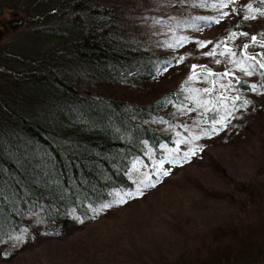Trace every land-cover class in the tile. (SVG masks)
<instances>
[{
  "label": "trees",
  "instance_id": "1",
  "mask_svg": "<svg viewBox=\"0 0 264 264\" xmlns=\"http://www.w3.org/2000/svg\"><path fill=\"white\" fill-rule=\"evenodd\" d=\"M247 2L0 0V12L5 6L13 18L25 17L22 31L0 42V245L22 234L34 213L53 238L71 235L72 224L84 228L102 205L113 202L114 193L133 189L134 161L148 162L150 153L159 157L164 146L173 145L183 121L179 107L187 101V82L195 71L214 87L208 97L214 126L231 115L229 127L217 134L204 123L196 131L219 139L221 147L230 131L257 135L260 151L249 152L256 174L246 182L230 177L236 192L222 193L232 205L227 218L194 233L176 221L179 235L185 233L183 246L160 264L264 263V69L249 59L256 57L252 52L264 59V16ZM255 7L264 10V3L257 0ZM223 12L228 13L223 18L227 37L248 35L235 36L237 46H222L248 69L209 59L190 62L179 70L176 84H163L179 60L171 34L186 39L198 15L217 20ZM248 13L256 18L245 20ZM163 22L167 27L161 29ZM14 28L3 23L0 37ZM196 120L188 123L198 125ZM97 248L83 242L73 264L79 259L118 264L112 246L102 256H96ZM133 248L128 253L137 264H150L145 248Z\"/></svg>",
  "mask_w": 264,
  "mask_h": 264
},
{
  "label": "rangeland",
  "instance_id": "2",
  "mask_svg": "<svg viewBox=\"0 0 264 264\" xmlns=\"http://www.w3.org/2000/svg\"><path fill=\"white\" fill-rule=\"evenodd\" d=\"M256 1L248 0L247 4L256 9ZM1 10L0 25H8L14 20L13 11L5 6ZM250 15L243 14L242 17ZM223 18L224 15H221V20H216L208 13L201 14L195 18V24L187 30L188 38L184 39L177 33L171 34V43L176 44L171 50L179 60L165 73L163 82L161 81L163 84H176L179 70L190 62L205 64L209 59L216 65L226 63L237 66L238 63L232 59L231 52L222 44L237 46L239 39L226 36ZM16 19L25 21V17L18 16ZM165 22L160 23L161 29L167 27ZM22 25L12 29L14 32L10 31L0 37V42L12 40L14 33L19 34L22 31ZM202 44L204 46H201ZM213 51L214 55L206 54ZM252 54L260 61L258 53ZM241 67L248 69L246 66ZM215 78L218 82L223 79L221 75ZM187 84L191 85V92L185 104L179 107V117L183 121L174 132L173 145L164 146V152L159 157L150 153L148 162L138 158L130 169L133 189L120 194L131 192L132 198L125 195L126 203L114 204L107 209L100 207L94 222L88 223L82 229L78 224H72L73 233L66 237L53 238L43 230L45 223L42 216L31 214L26 218L27 226L22 234L18 235L21 238L19 242L10 239L0 245V264H73L75 249L83 242L92 250L98 247L96 256L109 253L112 246L118 264H137V259L131 257L128 252L134 250V245H138L147 250L146 258L150 264H158L159 261L160 264L166 256L183 246L181 237H185V233L183 236L179 235L175 229L176 221L186 227L188 232L194 233L207 224L227 218L232 205L222 193L236 192L232 179L243 182L253 179L257 167L249 152L256 156L261 145L257 135H247L245 130L230 131L228 139L224 142L226 146L223 147L219 139H211L207 133L196 131L198 126L204 123L210 126L209 131L213 130L212 132L217 134L218 130L229 127L230 121H227V117L231 115L220 118L218 122L223 123L216 128L215 118L210 119L211 116H208L211 108L208 97L214 87L206 84L202 76L188 79ZM205 89L208 91H204ZM242 112L249 115V110L244 109ZM195 114L198 117V125L188 123L192 117L196 120ZM192 149H196L194 154L187 156ZM160 161H163L162 168ZM164 171L169 174L163 175ZM138 189L143 195L136 194ZM15 237L17 236L13 238ZM77 264L87 263L84 259H79Z\"/></svg>",
  "mask_w": 264,
  "mask_h": 264
},
{
  "label": "snow or ice",
  "instance_id": "3",
  "mask_svg": "<svg viewBox=\"0 0 264 264\" xmlns=\"http://www.w3.org/2000/svg\"><path fill=\"white\" fill-rule=\"evenodd\" d=\"M261 3H264V0H261ZM221 6H226V5H221ZM248 7L251 9V5H249ZM251 10H252L253 13H256V14H259V15L264 16V10H261L260 8L251 9ZM222 15H228V13H222ZM244 18H245V19H255V18H256V15L253 14V15H250V16H246V17H244ZM216 22L218 23L219 21H216ZM237 35H245V36H247L248 33H235V32H233V33L231 34L232 37H235V36H237ZM251 39H252V42H253V43H257V42H258L256 36H253ZM261 43H264V42H261ZM201 46H204V45L202 44ZM244 48L247 49V48H248V45H244ZM227 51H228V52H231V49H227ZM206 54H207V55H214L215 52L213 51V52H209V53H206ZM233 55H235V53H233ZM249 59H251V60H256V57H255V56H250ZM258 63H259V67H260L261 69H264V62H258ZM192 67H193V69H195L197 66H196V65H193ZM248 74L250 75L251 73L249 72ZM196 75H197V74H196V72L194 71V72H193V75H192V77H190V79L196 77ZM222 75H228V73H224V74H222ZM253 90H255V87H254V86H253ZM204 91H208V89H205ZM235 99L240 100L241 97L237 96V97H235ZM244 103L247 104L248 101H244ZM242 106H243V105H242ZM220 123H223V121H220ZM198 138H199V137H197V139H198ZM195 151H196V149H192V150H191L189 153H187L186 155H187V156H190V155L194 154ZM160 166H161V168L163 167V161H160ZM168 174H169L168 171H164V172H163V175H165V176H167ZM146 186H154V185H146ZM136 194H137V195H143V192H142L140 189H138ZM125 195H126L128 198H132V197H133V194H132L131 192H128V193H126ZM125 195H122V194H120L119 192L114 193V200H113V203H110V204H104L102 207H103L104 209H107V208L112 207L114 204H123V203H126L127 200L125 199ZM81 222H82V221H81ZM9 239H14L16 242H19V240H20L21 238H20L19 236H17V237H15V238H13V237H9ZM13 246H15V244H14Z\"/></svg>",
  "mask_w": 264,
  "mask_h": 264
},
{
  "label": "water",
  "instance_id": "4",
  "mask_svg": "<svg viewBox=\"0 0 264 264\" xmlns=\"http://www.w3.org/2000/svg\"><path fill=\"white\" fill-rule=\"evenodd\" d=\"M23 22H24L23 19H16V18H14V20H12V21L9 22V25H10L12 28H14V27H17V26L22 25ZM260 62H264V59H263V58L260 59ZM229 264H230V263H229ZM251 264H264V263L261 262V263H251Z\"/></svg>",
  "mask_w": 264,
  "mask_h": 264
}]
</instances>
